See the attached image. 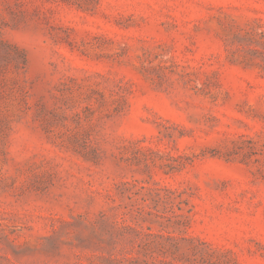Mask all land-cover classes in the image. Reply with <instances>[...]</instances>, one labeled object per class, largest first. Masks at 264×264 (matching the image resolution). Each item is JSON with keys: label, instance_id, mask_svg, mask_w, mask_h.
Returning a JSON list of instances; mask_svg holds the SVG:
<instances>
[{"label": "rangeland", "instance_id": "1", "mask_svg": "<svg viewBox=\"0 0 264 264\" xmlns=\"http://www.w3.org/2000/svg\"><path fill=\"white\" fill-rule=\"evenodd\" d=\"M0 264H264V0H0Z\"/></svg>", "mask_w": 264, "mask_h": 264}]
</instances>
